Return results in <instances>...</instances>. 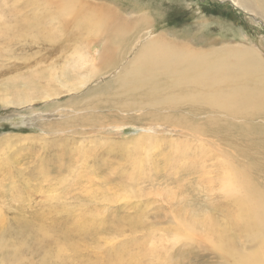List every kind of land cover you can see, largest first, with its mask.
I'll list each match as a JSON object with an SVG mask.
<instances>
[{"label":"rangeland","instance_id":"rangeland-1","mask_svg":"<svg viewBox=\"0 0 264 264\" xmlns=\"http://www.w3.org/2000/svg\"><path fill=\"white\" fill-rule=\"evenodd\" d=\"M83 1L130 22L149 18L130 34L119 65L106 68L99 58L108 46L102 36L62 24L63 34L50 37L57 22L42 21L44 0H0V93L31 84L40 92L75 45L101 70L76 92L20 106L0 102V264H241L214 242L223 238L244 253L258 247L220 188L223 155L243 166L247 160L218 136L171 119L264 130V116L86 101L150 39L194 51L251 46L264 56V18L233 0ZM7 139L11 145L2 144ZM252 179L264 190V176ZM194 220L207 221L185 237L183 225Z\"/></svg>","mask_w":264,"mask_h":264},{"label":"bare ground","instance_id":"bare-ground-1","mask_svg":"<svg viewBox=\"0 0 264 264\" xmlns=\"http://www.w3.org/2000/svg\"><path fill=\"white\" fill-rule=\"evenodd\" d=\"M233 1L264 18V0ZM44 2L46 5L41 14L42 21L47 22V19H50L59 25L56 23L49 36L62 35L65 28L62 24L73 26L89 36H102L108 46L99 58L106 68L119 65L125 50L130 46V34L139 32L149 24V18L144 15L130 22L107 7L91 6L83 0ZM46 11L49 12L45 13ZM71 19L72 23L69 22ZM76 46L73 50L70 49L72 51L68 50L66 55L63 54L66 57L60 67L57 68L56 65L51 68L50 77L44 81L40 92L35 91L34 84L26 85L23 89L3 90L0 93L1 104L26 105L37 97L41 101L49 100L61 92H76L92 78L100 75V67L96 68L92 63H88L89 50L85 52L87 48ZM11 83L14 85L22 82ZM86 102H90L88 105L91 106L108 102L118 105L124 102V106L128 107L135 105L156 106V109L181 107L187 112H193L194 115L200 112L207 114L227 112L231 116L245 118L253 115L264 116V56L251 46H220L194 51L163 38L150 39L138 49L128 63L122 66L111 81L98 88ZM53 107L54 105H51L49 109ZM85 118V121H89L90 115ZM172 118L171 121L195 132L218 136L234 152L247 160L248 164L243 166L233 157L223 155L226 161L221 163L220 167V188L234 199L235 207L247 220L246 227L253 231L254 238L258 240V247L252 253H244L223 238H218L214 244L216 248L241 264H264V190L252 179L255 173L264 176V130H257L252 126H229L214 119L200 124L192 123L185 116ZM76 121L83 120L77 118ZM11 139L25 138L15 136ZM138 141L140 142V139ZM9 142L7 139L2 141V144ZM145 144L147 145V142ZM137 147L144 149L142 146L136 145ZM202 220L185 223L183 225L186 230L185 237H192L195 226L199 225L198 222L207 221Z\"/></svg>","mask_w":264,"mask_h":264}]
</instances>
